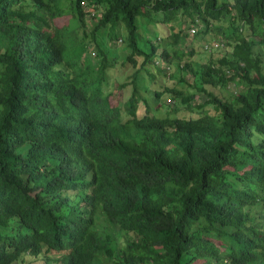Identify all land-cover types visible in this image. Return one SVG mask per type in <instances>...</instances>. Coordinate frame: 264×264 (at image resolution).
<instances>
[{"label": "trees", "instance_id": "obj_1", "mask_svg": "<svg viewBox=\"0 0 264 264\" xmlns=\"http://www.w3.org/2000/svg\"><path fill=\"white\" fill-rule=\"evenodd\" d=\"M0 264H264V0H0Z\"/></svg>", "mask_w": 264, "mask_h": 264}, {"label": "rangeland", "instance_id": "obj_2", "mask_svg": "<svg viewBox=\"0 0 264 264\" xmlns=\"http://www.w3.org/2000/svg\"><path fill=\"white\" fill-rule=\"evenodd\" d=\"M144 20H142V19H139V25H141V23L143 22ZM163 25V24H162ZM161 25V26H162ZM147 27L150 29V30H152V31H156V29L159 31L160 30V26H158V25H147ZM142 29H141V26L138 28V31L140 32V34L142 33V34H145V32L144 31H141ZM190 30H188V32H189ZM120 32H121V34H122V36L120 37V38H118L117 40H116V45L115 46H117V45H121L122 44V41H123V37H124V35H123V30L122 29H120ZM191 32V31H190ZM168 32L166 31V30H163V35H166ZM209 33H212V31H210ZM209 33H207L204 37L208 40V39H211L210 38V36H212V35H210ZM199 34V33H198ZM191 34L189 33V36H190ZM203 34H201L200 36H197L196 38H194V40L198 43V44H201L202 43V41H201V36H202ZM165 38H163L161 41H162V43H165ZM194 40L192 41V47H193V49H195V50H198V46H197V44L194 42ZM206 45V44H205ZM225 48V46L223 47V48H221V47H219L218 49L217 48H214L213 50H212V52H210V58L211 59H216L218 56H219V54H220V52L221 51H223V49ZM226 49V48H225ZM118 53L120 54V50H118ZM122 53H123V51H121V55H122ZM121 55L120 56H118V57H121ZM196 59V57H195V54H192V55H189V54H185L184 56H182V60H185V61H189L190 63H192V64H194V60ZM202 59H204V57L202 58ZM182 60L180 61V62H182ZM192 61V62H191ZM126 65H127V67H126ZM111 67H112V69H111ZM121 68V69H123L124 70V72L122 73V75H121V79L122 78H124V77H126L128 74H126L127 72L129 73L130 72V70L132 69V68H130L129 66H128V63L127 64H125V63H123V64H119L118 63V61H116L115 62V64L112 66H110V67H106L107 68V71L106 72H108L107 74H105L106 75V77H107V83H108V87H109V89H107V91L108 90H111V88H113V86H114V83H115V73L114 72H116L117 71V69L118 68ZM109 70V71H108ZM176 77H178V76H180V75H182L183 76V78L185 79V80H187L188 82H191L192 83V74H191V72L190 71H184V73L183 74H179V72H177V73H175L174 74ZM176 77H173V79H176ZM120 79V80H121ZM168 85H172L173 84V82H168L167 83ZM189 89H192L193 91H195V88L194 87H192L191 85L190 86H187ZM241 86L240 85H235V84H233V83H230L229 85H228V92H232V90L233 89H238V88H240ZM111 92V91H110ZM112 92L113 93H111L110 94V97H109V100H110V103L111 104H115V103H117L118 102V99H119V95H120V90L118 89V88H113V90H112ZM223 92H226V91H223ZM197 94H199V93H197ZM200 96H201V94H199L198 95V97H192L191 98V102L192 103H194V102H196V101H199V98H200ZM203 96V95H202ZM167 100V99H166ZM151 102H153V100L151 101ZM168 102H170V101H168Z\"/></svg>", "mask_w": 264, "mask_h": 264}, {"label": "clouds", "instance_id": "obj_3", "mask_svg": "<svg viewBox=\"0 0 264 264\" xmlns=\"http://www.w3.org/2000/svg\"><path fill=\"white\" fill-rule=\"evenodd\" d=\"M221 46V45H220Z\"/></svg>", "mask_w": 264, "mask_h": 264}]
</instances>
